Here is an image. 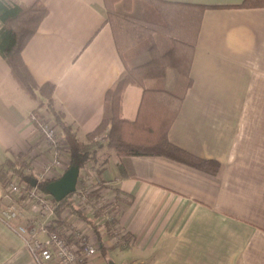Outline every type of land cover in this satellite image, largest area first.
<instances>
[{"label": "crops", "instance_id": "1", "mask_svg": "<svg viewBox=\"0 0 264 264\" xmlns=\"http://www.w3.org/2000/svg\"><path fill=\"white\" fill-rule=\"evenodd\" d=\"M161 1L205 6L189 64L191 83L167 136L220 167L212 174L165 156L107 160L93 181H100L99 195L109 193L115 200L120 232L132 237V244L118 245L98 218L93 226L103 233L97 235L100 246L88 264H264V7L239 6L243 0ZM133 3L139 4L134 15L157 19L152 6L148 9L143 0ZM44 4L47 13L22 57L38 83L53 84L55 107L82 137L100 121L104 93L124 63L104 0ZM178 82L177 72L168 69L164 87L175 91ZM141 93L139 85L126 86L124 118H135ZM36 107L38 100L20 89L0 55V165L6 157L22 155L33 159L39 172L41 153L50 159L28 118ZM38 109L52 119L43 106ZM52 177L49 172L45 178ZM2 182L0 176V202ZM0 264H38L2 219Z\"/></svg>", "mask_w": 264, "mask_h": 264}, {"label": "trees", "instance_id": "2", "mask_svg": "<svg viewBox=\"0 0 264 264\" xmlns=\"http://www.w3.org/2000/svg\"><path fill=\"white\" fill-rule=\"evenodd\" d=\"M132 1L104 0L107 20L117 52L124 63V69L104 93V109L100 121L82 137H78L72 125L66 121L64 111L55 107L53 84L38 83L22 57V49L47 13L44 0H35L31 4L16 0H0V55L6 61L10 76L20 89L30 98L38 100V107L32 112L41 117V111L38 108L43 106L51 115L57 127V134L64 142L67 167L77 165L79 171L87 169L90 173L99 175L108 157L106 155L99 160L98 151L105 146L116 158L165 156L214 174L220 167L218 161L196 156L170 142L167 136L170 124L180 108L185 89L191 83L189 64L205 6L198 5L200 7L196 10L194 7L198 6L193 4L143 0L148 9L152 6L158 14L156 19L154 14L146 17L131 14ZM238 5L259 8L264 7V0H243ZM152 33L166 36L170 45L164 39L160 43L161 48L158 44L150 42L147 46L148 57L145 61L134 65L127 64L122 49L132 48L136 43L151 37ZM168 69H175L179 81H182L178 89L170 91L162 83L160 86L148 83L164 79ZM130 84L142 87L141 99L134 119L124 118L121 112L122 94L126 86ZM28 164L29 160L22 155L6 157L0 165L1 180L5 181L14 175L30 184L31 178L29 179L24 173ZM58 176L42 178L37 183L39 190L57 202L58 214L64 209L69 210L74 215L72 217H83L100 235L95 227L97 224L94 218L106 212L107 204H99L93 214L88 216L83 213V207L78 202L76 192L69 193L56 201L46 191L45 185ZM80 180L77 179L76 184H80ZM90 188L89 197H96L97 201L101 202V198L97 197L99 187ZM101 220L107 224V232L111 233V224L118 221V215L112 216L110 220L104 217ZM125 236L126 234L123 233L119 237L118 245L127 247L132 244Z\"/></svg>", "mask_w": 264, "mask_h": 264}, {"label": "built area", "instance_id": "3", "mask_svg": "<svg viewBox=\"0 0 264 264\" xmlns=\"http://www.w3.org/2000/svg\"><path fill=\"white\" fill-rule=\"evenodd\" d=\"M28 118L36 125L42 151L48 149L50 153V159L41 153L43 161L36 181L45 178L49 172L53 177L60 175L58 168L64 165L66 168L67 160L64 142L57 134L54 121L42 113L40 117L32 111ZM88 174L90 172L86 177H89ZM80 184L76 185L74 191L78 202L85 205L84 213L93 214L101 202L96 197L89 199L87 187L83 182L82 187H79ZM26 208L31 211L30 214H26ZM56 208L57 202L43 194L37 182L27 185L14 175L2 182L0 219L22 238L38 264H42V261H51L53 264H88L100 246L98 234L89 224L86 226L80 217H71L64 222L58 217ZM104 219L110 220L112 215H104ZM110 230L112 239L119 242L123 233L117 222L111 224ZM104 231L107 229L104 228ZM99 233L103 232L99 230ZM127 241L131 243L132 240Z\"/></svg>", "mask_w": 264, "mask_h": 264}, {"label": "rangeland", "instance_id": "4", "mask_svg": "<svg viewBox=\"0 0 264 264\" xmlns=\"http://www.w3.org/2000/svg\"><path fill=\"white\" fill-rule=\"evenodd\" d=\"M138 7H139V4H134L133 3L132 4V8L130 9L131 13H133V14L139 13ZM151 35L152 36L151 37H148V39H144L141 42L136 43L135 46H133L132 48L129 47V48H123L122 49V54H123L125 60L127 61V64L134 65V64H138V63H141V62L145 61L147 59V57H148L147 46L149 45L150 42H154L155 44H158L160 48H161L160 43L163 42L164 40L166 41L167 44H169V42H167L168 39H167L166 36L165 37H162V36H160V34H157V33H154V34L152 33ZM163 45H165V44H163ZM171 70L172 71H175V69H170V71ZM181 82L182 81H179L178 82L177 89L181 85L180 84ZM148 83H150V84L156 83L158 86H160L161 83L162 84L164 83V79L154 80V81H151V82H148ZM39 144H41V142ZM98 152L100 153V155L98 156L99 157V160L103 159L106 155L108 157V160L109 159L116 158V157H114L113 152L112 151L110 152L109 150H107L105 146L101 150L99 149ZM28 160H29V164H28V167H26L24 169V173L26 175H28L29 179L31 178V181H30V184L26 183L23 180H21V181L24 182L27 185H34L36 182L37 183L39 182V181H36L38 179L37 175H38L39 172L34 167H32V161H33V159H28ZM85 171H83V172L85 173ZM84 173L81 174V180H80L81 181V184H80L79 187H82V182H83L84 183L83 185H85L87 187L88 191H89V190H91L90 187L93 188L94 186H97L99 180L97 182H94L93 181V177H95V174H96L94 172H93V174L90 173L89 177H86ZM32 182H34V183L32 184ZM76 185H78V184H76ZM97 187H99V186H97ZM100 188H101V186H100ZM108 194H106V195L103 194L104 196L97 194V197L99 195L100 196L99 198H102L101 203H106L107 206L105 207L106 208V212L103 213V214H100V215L96 216V218L94 219V221L97 220L98 218H100V219L103 218L104 215H112V216H114V215L117 216L118 215L119 210H118V207L115 204V200L113 199V197L112 198L107 197ZM89 199H91V198H89ZM82 205H84V204L82 203ZM85 208L86 207L84 205L83 206V213H84V209ZM26 214H30V212L28 211V208H26ZM84 214H86L88 216L91 215V213H84ZM58 215H59L58 217L62 218L64 222H67L68 220H70V218L72 216H74V215H72L70 213L69 210H65V209L61 213H59ZM100 216H102V217H100ZM80 218H82L84 220L83 217H80ZM84 222H85V225L86 226H87V224H89L86 220H84ZM126 238H128V240H132V237L131 238L130 237H126Z\"/></svg>", "mask_w": 264, "mask_h": 264}, {"label": "water", "instance_id": "5", "mask_svg": "<svg viewBox=\"0 0 264 264\" xmlns=\"http://www.w3.org/2000/svg\"><path fill=\"white\" fill-rule=\"evenodd\" d=\"M78 175L79 167L70 165L56 179L46 183L45 189L55 200H61L69 193L75 191Z\"/></svg>", "mask_w": 264, "mask_h": 264}]
</instances>
